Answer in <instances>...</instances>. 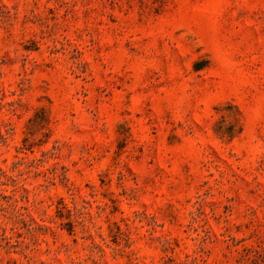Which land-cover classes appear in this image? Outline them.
I'll return each instance as SVG.
<instances>
[{
	"label": "rangeland",
	"instance_id": "1",
	"mask_svg": "<svg viewBox=\"0 0 264 264\" xmlns=\"http://www.w3.org/2000/svg\"><path fill=\"white\" fill-rule=\"evenodd\" d=\"M0 264H264V0H0Z\"/></svg>",
	"mask_w": 264,
	"mask_h": 264
}]
</instances>
